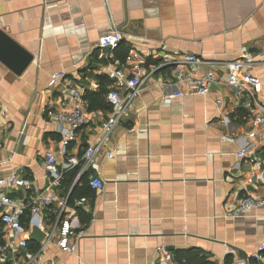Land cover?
<instances>
[{
  "label": "crops",
  "instance_id": "obj_1",
  "mask_svg": "<svg viewBox=\"0 0 264 264\" xmlns=\"http://www.w3.org/2000/svg\"><path fill=\"white\" fill-rule=\"evenodd\" d=\"M0 29L33 54L20 75L0 62V178L32 183L9 191L16 203L28 204L35 187L51 186L44 151L56 150L61 134L50 113L61 100L69 101V85L82 88L90 118L67 145L68 154L81 156L113 110L94 101L97 108L89 109L85 99L98 94L104 69L128 74L133 62L127 56L135 54L148 73L108 135L106 149L94 156L90 172L104 181L103 188L89 187L87 194L69 200L82 177L78 167L61 184L59 192L74 210L68 218L82 232L76 250L49 246L43 262L162 264L161 247H199L216 264H225L227 254L231 264H245L240 251L253 257L249 264H264L259 251L264 206L227 215L238 197L261 194L259 172L252 183L247 176L264 157V124L249 123L253 114L245 102L250 96L230 85L226 67L243 52L253 58L243 72L260 79L251 87L252 97L264 107V0H0ZM109 32L121 35L113 50L98 46L99 37ZM184 53L197 56V75L212 68L216 80L206 96L165 102L175 91L174 65L162 64L161 57L181 59ZM57 71L64 77L50 85ZM107 79L108 91L113 80ZM129 91L121 88V96ZM241 149L249 156L239 157ZM61 161L58 157L54 165L58 171ZM84 182L88 185L86 175L79 185ZM82 197L86 201L76 206ZM53 205L46 218L63 226L65 214ZM0 236L3 242L1 223ZM39 241L30 239V248Z\"/></svg>",
  "mask_w": 264,
  "mask_h": 264
},
{
  "label": "built area",
  "instance_id": "obj_2",
  "mask_svg": "<svg viewBox=\"0 0 264 264\" xmlns=\"http://www.w3.org/2000/svg\"><path fill=\"white\" fill-rule=\"evenodd\" d=\"M121 35L119 32L105 33L98 39L100 48L113 50L119 44ZM162 64H173L174 73L171 80V86L175 91L164 97L165 102H171L175 98L186 95L206 96L209 86L216 80L215 71L210 68L201 75H197L193 65L199 60L195 54L184 53L181 59L165 54L162 57ZM127 60L133 64L126 74L124 70L108 66L103 74L112 79L113 83L106 93V100L113 108L101 122V131L95 142L89 144L81 156L70 155L67 153V145L76 136V131L88 122L89 113L85 108L82 88L76 84L68 86L70 92L69 101L61 100L50 113V122L60 128V143L56 150H45L44 157L50 166L49 174L51 186L45 190L35 187L34 197L25 204V202L16 203L11 198L9 191L15 187L29 189L32 185L29 179H21L15 176L10 178H0V223L2 231L5 233L3 242H0V264H54L52 262H43V256L49 246L71 252L76 250V240L81 237L82 232L76 231L73 222L68 218L74 210L68 205L67 198L60 194L61 178L64 172L78 167L80 176H87L88 186L92 191H99L104 186V181L90 172L94 164V156L100 150H105L108 135L118 125L121 115L127 109L131 99L136 95L141 86L148 77V73L142 66L135 54H129ZM253 63V58L246 52L234 60L226 63L228 69V81L236 92H247L250 98L246 100V107L252 112L248 120L252 126L264 124V115L259 110L264 109L259 102L252 97V86L258 84L260 79L249 73H244L243 69ZM64 77L63 71H57L51 74L49 84H54L57 80ZM168 87V82L163 83ZM121 88L130 90L125 97L121 96ZM254 112V113H253ZM249 137H254L250 132ZM1 150V146H0ZM108 157H113L112 152H107ZM239 157L249 156L246 149L237 152ZM61 157L60 171L54 168L56 160ZM253 161V159H252ZM256 170L259 172L261 182V194L258 197L252 195L240 196L237 198L234 208L228 212L229 217H238L247 213L249 210L258 206H264V157L260 158L254 169L248 172L247 181L252 183L256 177ZM85 202L82 197L77 200ZM55 212L65 214L63 226L49 224V218H46V211L52 209ZM25 215L26 220H23ZM34 226H37L43 233L36 249L30 248V234ZM264 250V243L260 244L259 251ZM162 264L171 262V253L168 249L161 247ZM255 257L258 254H254Z\"/></svg>",
  "mask_w": 264,
  "mask_h": 264
},
{
  "label": "trees",
  "instance_id": "obj_3",
  "mask_svg": "<svg viewBox=\"0 0 264 264\" xmlns=\"http://www.w3.org/2000/svg\"><path fill=\"white\" fill-rule=\"evenodd\" d=\"M118 46H119V44L116 46V48ZM99 82H100V84H99L100 89L98 91V94H96V96L91 97V94L88 93L89 98L85 97V99L88 100L89 109L97 108V105L94 106L93 101L96 104H97V102L100 103L101 107H105L106 103H108L105 101V104H104L103 96L106 95V93H107L106 87L110 81H109V79H107V77L100 76ZM68 176H70V171H67L64 173L63 178L61 180L62 185H63V181ZM82 178H83V176L80 177L79 181L72 188L70 196H69V200H71L77 196L85 195L89 192V186L85 183L86 181L84 182V185H79V183L82 182ZM1 241H2V239L0 236V242ZM167 249L171 253V262L169 264H216L212 260L211 254L204 251L203 249H201L199 247H189V248L169 247ZM251 258L253 259V257H251ZM231 263H232V255L227 254V256L225 258V264H231Z\"/></svg>",
  "mask_w": 264,
  "mask_h": 264
},
{
  "label": "water",
  "instance_id": "obj_4",
  "mask_svg": "<svg viewBox=\"0 0 264 264\" xmlns=\"http://www.w3.org/2000/svg\"><path fill=\"white\" fill-rule=\"evenodd\" d=\"M33 54L16 42L12 37L0 29V62L16 75H20L32 62ZM43 236L41 230L34 226L29 236L30 239L40 240ZM239 254L249 264L252 256H247L241 251Z\"/></svg>",
  "mask_w": 264,
  "mask_h": 264
}]
</instances>
